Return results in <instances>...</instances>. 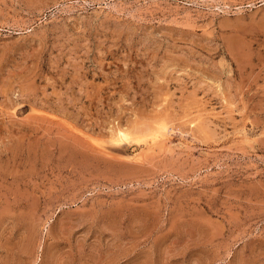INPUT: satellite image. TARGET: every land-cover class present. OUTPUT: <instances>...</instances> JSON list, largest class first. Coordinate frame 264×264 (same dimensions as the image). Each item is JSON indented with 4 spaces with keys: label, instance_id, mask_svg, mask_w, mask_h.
<instances>
[{
    "label": "rangeland",
    "instance_id": "rangeland-1",
    "mask_svg": "<svg viewBox=\"0 0 264 264\" xmlns=\"http://www.w3.org/2000/svg\"><path fill=\"white\" fill-rule=\"evenodd\" d=\"M0 264H264V0H0Z\"/></svg>",
    "mask_w": 264,
    "mask_h": 264
},
{
    "label": "bare ground",
    "instance_id": "bare-ground-1",
    "mask_svg": "<svg viewBox=\"0 0 264 264\" xmlns=\"http://www.w3.org/2000/svg\"><path fill=\"white\" fill-rule=\"evenodd\" d=\"M152 132H154L153 136H152V138L154 137L153 142L157 146L159 145V147H161L163 144H165L167 138L169 137L168 136L169 131H168L167 126L163 127V128L158 127L154 131L152 130ZM113 136H114V134H113ZM115 137H116V139H118V142L119 141L129 142L132 139V135L130 134V132L125 130V129H119V130L115 131Z\"/></svg>",
    "mask_w": 264,
    "mask_h": 264
}]
</instances>
